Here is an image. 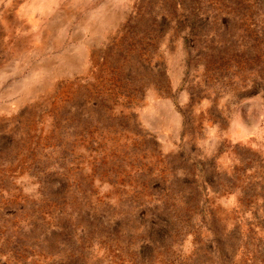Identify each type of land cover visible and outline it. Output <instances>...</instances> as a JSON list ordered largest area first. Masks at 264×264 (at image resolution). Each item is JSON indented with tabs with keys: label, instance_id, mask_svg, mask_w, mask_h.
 Listing matches in <instances>:
<instances>
[{
	"label": "rangeland",
	"instance_id": "rangeland-1",
	"mask_svg": "<svg viewBox=\"0 0 264 264\" xmlns=\"http://www.w3.org/2000/svg\"><path fill=\"white\" fill-rule=\"evenodd\" d=\"M264 0H0V264H264Z\"/></svg>",
	"mask_w": 264,
	"mask_h": 264
},
{
	"label": "trees",
	"instance_id": "trees-1",
	"mask_svg": "<svg viewBox=\"0 0 264 264\" xmlns=\"http://www.w3.org/2000/svg\"><path fill=\"white\" fill-rule=\"evenodd\" d=\"M263 38H264V32H263Z\"/></svg>",
	"mask_w": 264,
	"mask_h": 264
}]
</instances>
